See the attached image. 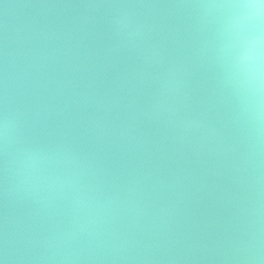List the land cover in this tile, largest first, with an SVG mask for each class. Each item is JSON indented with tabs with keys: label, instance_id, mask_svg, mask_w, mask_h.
Masks as SVG:
<instances>
[{
	"label": "water",
	"instance_id": "obj_1",
	"mask_svg": "<svg viewBox=\"0 0 264 264\" xmlns=\"http://www.w3.org/2000/svg\"><path fill=\"white\" fill-rule=\"evenodd\" d=\"M227 2L0 0V264H264Z\"/></svg>",
	"mask_w": 264,
	"mask_h": 264
},
{
	"label": "clouds",
	"instance_id": "obj_2",
	"mask_svg": "<svg viewBox=\"0 0 264 264\" xmlns=\"http://www.w3.org/2000/svg\"><path fill=\"white\" fill-rule=\"evenodd\" d=\"M222 48L229 77L258 124L264 125V0H228Z\"/></svg>",
	"mask_w": 264,
	"mask_h": 264
}]
</instances>
